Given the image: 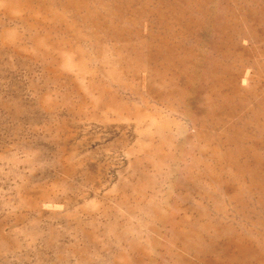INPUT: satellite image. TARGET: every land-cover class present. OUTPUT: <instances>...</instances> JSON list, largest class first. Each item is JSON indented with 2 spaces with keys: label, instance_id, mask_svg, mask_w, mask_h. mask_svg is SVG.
<instances>
[{
  "label": "rangeland",
  "instance_id": "374dc122",
  "mask_svg": "<svg viewBox=\"0 0 264 264\" xmlns=\"http://www.w3.org/2000/svg\"><path fill=\"white\" fill-rule=\"evenodd\" d=\"M0 264H264V0H0Z\"/></svg>",
  "mask_w": 264,
  "mask_h": 264
}]
</instances>
